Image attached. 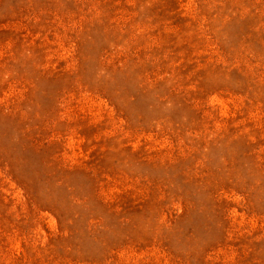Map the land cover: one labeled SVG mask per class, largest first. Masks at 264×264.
<instances>
[{
	"label": "rangeland",
	"instance_id": "rangeland-1",
	"mask_svg": "<svg viewBox=\"0 0 264 264\" xmlns=\"http://www.w3.org/2000/svg\"><path fill=\"white\" fill-rule=\"evenodd\" d=\"M0 264H264V0H0Z\"/></svg>",
	"mask_w": 264,
	"mask_h": 264
}]
</instances>
